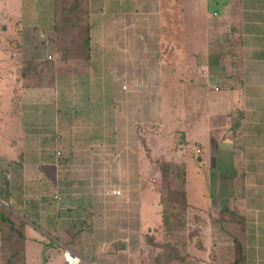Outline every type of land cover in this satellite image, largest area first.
I'll use <instances>...</instances> for the list:
<instances>
[{
    "label": "crops",
    "instance_id": "0c3cea01",
    "mask_svg": "<svg viewBox=\"0 0 264 264\" xmlns=\"http://www.w3.org/2000/svg\"><path fill=\"white\" fill-rule=\"evenodd\" d=\"M119 1L120 7L125 9L118 12V19L115 22L118 26L127 29L132 28V23L137 26L138 22L146 20L147 14L153 19L149 41L152 45L147 46L148 51L145 49L144 55L142 54L148 60V64L145 65L146 70L142 73L145 82L136 83L132 90L124 95L112 89L114 85L110 83L108 86L102 82L90 83V85L76 84L87 80L88 71L79 67L85 65V61L90 63L92 60L93 0H90L91 57L89 60L62 58V53L53 43L56 39L53 14L52 22L50 20L51 23L48 21L49 23L45 25V28L49 29L48 39L45 41L48 47L46 53L37 55L32 52L26 56L23 50L25 46L20 42L19 33L20 38L17 42L19 65L15 68V73L7 66L9 62L4 61L6 60L4 56H0V264H8L4 261L1 247L3 207L13 210L27 222L23 264H33L35 261L30 260L28 255L31 248L35 249L39 257L44 253L45 264H60L63 257L66 258V249H71L80 256V264H143L140 249L142 245L138 243V235L145 230L144 223L141 222L143 197L137 200L124 193L123 187L135 185L128 183L127 179H120L121 176L114 171H119L126 162L130 166V171L137 170V177L140 178L141 164L137 165L138 159L134 166L131 155L135 151L138 156L140 147L135 123L138 121L144 125L149 123L148 118L153 115L149 112L150 101L158 98L161 69L167 63V52V56L175 55L173 54L175 47L169 37V30L172 27L167 25L168 20L163 27L160 17L163 3L173 5V0ZM181 1L185 6L189 3L188 0ZM231 1L232 14L229 13V21L226 25L234 23L232 30L237 28L236 30L242 33V41L237 42L230 38L231 32L225 36L227 31L225 28L214 35L213 41L206 39L211 42L210 51L201 57L196 54L197 64L195 60L193 61L196 70L201 71L203 76L212 74L207 63L217 70L215 75L224 80L222 83L219 82L220 80L215 83H205L201 80L199 90L207 93L210 98L215 97L216 103L218 100L229 99L228 108L224 113L213 114L218 118L219 124L216 128L220 131L219 136H213L211 140L206 135L204 141L197 143V150H201L197 155V164L205 171H215L214 168L210 170L208 168L212 158L215 157L216 169L221 171L223 164V168L230 169L235 178L234 165L231 161L233 154L230 157V164L227 156H221L213 145V138L219 141L218 147L226 143L229 133L233 140L235 116L240 114L241 136L243 135L244 138L245 132L248 135L249 128L255 127L254 144L264 139V0ZM194 2L199 3L197 0ZM202 2L200 1L198 6L199 11L202 9ZM234 6L237 8H233ZM104 9L106 8L102 6L100 10L103 12ZM16 22L17 25L20 24L19 21ZM162 36L166 38L165 42ZM126 38L131 44L130 38ZM165 45H167L166 49ZM123 49L120 48L119 52L116 51L113 55L115 62L110 66L114 76L131 75L129 67L138 66V59H143L141 53L134 47L130 49L123 47ZM179 50L180 59L184 58L185 50L182 47ZM101 58L103 59V56ZM24 59L52 60L50 63L52 68L49 72L53 73L52 79L49 76L48 81L44 83L25 79L21 75ZM189 60L184 58L180 64L183 66ZM77 61L82 62L77 64ZM63 64L64 70L61 69ZM157 66L160 70L156 71V75L153 69L156 70ZM11 75L14 79L10 78ZM154 75L158 78L156 79ZM61 77H70L73 80L61 81ZM190 79L195 81L198 78L191 73ZM68 82L72 86L68 84L66 89ZM6 86L11 92L8 106L4 99ZM241 87L244 88V95L239 93ZM195 88L199 91L197 85ZM63 90L66 94L68 91L67 96L62 94ZM108 90L114 94V98H110L113 101H109V104L110 96L106 93ZM256 91L260 95L255 93ZM225 92L226 94L223 95ZM142 102H145L144 110H142ZM237 102H240L239 106ZM258 107L263 109V112L260 115L254 113L256 114L254 116L253 112ZM136 111L143 112L140 113L142 117H139ZM150 113L151 117H148ZM122 121H124L123 131ZM107 122L112 124L110 131L108 130L110 126H106ZM8 133L9 135L6 136ZM123 137L128 139L124 145L121 142ZM245 138L244 159L251 169L247 159L250 143L246 135ZM59 139L64 140L62 149L57 144ZM231 144L233 148L235 142ZM128 153L130 157H127ZM183 160L184 162H181L187 166L189 158ZM252 169L255 170V167ZM253 170L248 171L246 165L245 191L257 190L251 188L255 186L252 180L257 178ZM188 182L189 178L187 184ZM109 185L112 186L110 194H106L104 188ZM114 188H119L121 192L113 193ZM208 200V204L211 203L212 196ZM202 215V217L206 216ZM160 224L161 220L156 227H160ZM52 235L68 237L79 235V239L75 243L76 247L72 248ZM64 263L68 264L67 260L66 262L64 260ZM34 264H42V261L37 259Z\"/></svg>",
    "mask_w": 264,
    "mask_h": 264
},
{
    "label": "rangeland",
    "instance_id": "374dc122",
    "mask_svg": "<svg viewBox=\"0 0 264 264\" xmlns=\"http://www.w3.org/2000/svg\"><path fill=\"white\" fill-rule=\"evenodd\" d=\"M188 1L189 3L186 6L181 0H178V2L173 0V5L163 3L161 7L160 17L163 27H165L167 20V25L172 27L169 30V37L172 39L171 44L175 47L173 51L175 55L170 57L169 54L167 56V52V63L161 69V86L158 98L150 101L149 112H152L153 115L151 117V113L148 114V117H151L148 118L150 119L149 123L147 125L139 121L135 123L139 134L140 140L138 142L140 147L138 156L135 151L131 155L134 160V163H132L134 166L138 159L137 165L140 166L141 164L140 178L137 177V170L130 171V166L126 162L123 163L119 171L114 172L121 176L120 179H127L128 183L131 182L135 185L123 187L124 193L137 200L143 197L141 222L144 223L145 230L138 235V243L142 245L140 249L143 264H155V258L161 249L155 245L153 238H156L157 240L155 239V241L159 242H170L171 247H177L179 255L181 254L184 257V259L176 258L170 264H229L234 253L233 236L227 228L223 227L224 224L217 219L223 205L238 208L247 216L248 264H264V139L254 144L255 127L249 128L247 131L248 135L245 132L248 143H250L247 153V159L250 162L249 167L251 168L249 169L244 159V155H246L245 135L244 138L240 134L237 136L238 144H243V147L238 148V150V146L234 144V147L231 148V143L234 141L233 133V140L231 139V133H229L226 143L220 147L217 146L219 141L213 138V145L216 146L220 155L223 157L227 156L230 164L232 161L234 170L237 169L244 172V177L246 165L248 171L253 170L252 168L255 167L253 171L257 178L253 180L250 178V180L255 183V186L251 188H257V190L251 189L250 192L241 190L240 185L242 182H240L239 177L234 178L232 176L230 169L225 170L223 164L221 165V171L216 169L217 159L215 157L212 158L209 163L210 166H208L209 170L214 168L215 171H205L197 164V155L201 151L197 150V143L204 141L203 138L206 135L211 140L213 136H219L220 131L216 128L219 124V122L217 123L218 118L213 116V114L224 113L228 108L229 99L218 100L216 103L214 102L215 97L210 98L207 93L199 90L198 87L201 80L205 83H215L219 80L222 83L224 80L217 77L215 75L217 70L207 63V67L212 72L211 75L203 76L201 71H197L195 68V63L197 64L196 54L201 57L207 51H210L211 42L209 40L213 41L214 35H217L218 31H223L226 28L225 36L231 32L230 38L237 42L242 41V33L236 30L237 28L232 30L234 23L226 25V22L229 21V13L232 14L230 10L232 8L231 0H200L203 1L201 3V11H199L200 8L198 7L200 6L199 0H197L198 4L194 0L193 2H191L192 0ZM52 5L53 0H0V56H4L6 59L4 61L9 62L7 66L14 73L15 68L19 65L17 57L19 33L21 36L20 42L25 46L23 50L26 56L32 52L37 55L39 53V55H43L42 53H46L48 50L45 41L48 39L49 29L45 28V25L50 20L52 22ZM235 5H238V3H235ZM102 6L106 8L103 12L100 10ZM233 8L237 7L234 6ZM92 9V22L94 25L92 29V60L90 63L85 61V65L82 64L79 67V69L88 71L89 74L87 75V80L76 82V84L90 85V83L102 82L108 86L110 83L114 85L112 89L124 95V93L131 91L136 83L142 84L145 82L144 74L142 73L146 70L145 65L148 64V60L143 55L147 46L152 45L149 41L153 19L147 14L146 20L143 19L141 23L138 22L137 26L132 23V28L127 29L115 24L118 19V12L125 9L120 7L119 0H93ZM233 10L235 11L236 9ZM16 21H19L20 24L17 25ZM4 24L7 26L5 27ZM220 27L221 30H219ZM126 37L130 38L131 44L127 42ZM207 38L209 40H206ZM162 40L165 42L166 38L162 36ZM119 47L121 50L123 47L126 49L134 47L141 55L143 54V59H138V66L129 67L131 75L119 74L118 76L116 74L114 76L113 74L110 65L115 62L113 55L116 51L117 53L119 52ZM166 47L167 45L164 46L165 49ZM180 47L185 50V60L190 59L183 66L180 64L184 60V58L180 59ZM102 56L103 59L101 58ZM193 60H195V63ZM51 61L43 60L46 64V66L42 67L43 69L46 68L44 71L42 70L43 75L46 77L45 79H48L51 74L49 73ZM81 62L77 61V64ZM61 69H65L64 64ZM116 69L118 70V66H116ZM159 70L157 66V69H153V72L156 73ZM191 73L198 79L191 81ZM132 76L134 77L132 78ZM13 77L11 75L10 78L14 79ZM155 78L157 79L158 77L155 76ZM65 79L73 80L70 77H61V81ZM68 84L70 87L72 86L68 82L66 89ZM196 85L199 91H196ZM224 89L226 91V88ZM5 93V104L7 103L8 106V101H10L9 94L11 93L9 88L5 90ZM106 93L110 96L108 99L109 104V101H113L110 98H114V94L109 90ZM239 93L244 95V88L241 87ZM255 93L259 92L256 91ZM62 94L67 96L68 91L66 94V91L63 90ZM225 94L226 92L223 93V95ZM143 104L145 102H142V110L145 109ZM237 104L239 106L240 102H237ZM261 112H263V109L258 107L254 110L253 115H256L254 113L260 115ZM136 113L139 117H142L140 113L143 112L136 111ZM111 125L109 122L106 123V126H110L108 127L109 131L112 129ZM123 126L124 121L121 123L122 131ZM8 135L9 133L6 134V136ZM52 138L54 143V135ZM10 140L12 143V139ZM62 141L64 140L59 139L57 142L58 147L61 149L64 147ZM121 142L124 145V143L128 142V139L123 137ZM127 157H130L129 153ZM187 157L189 162L186 169L189 182L186 188L191 202V207L188 209V223L191 229L190 232L175 231L172 234H166L165 230L161 231L156 227L161 220L157 201L160 198L163 182L159 164L155 159H173L175 162L181 163ZM111 187L109 185L104 188L106 194H110ZM121 187L120 185L119 188L121 189ZM210 196H212V201L208 204ZM201 210L205 212H201L206 215L205 217H202ZM196 227L202 228L201 232L193 233L191 231ZM41 236L46 237L47 235L41 234ZM55 236L57 235H52V237ZM65 237L69 241L70 237L73 236ZM28 255L30 260L36 261L38 259L42 261V264H45L44 253L39 257L35 249L31 248ZM64 260L65 262L67 260L65 256L62 262L60 261V264H65ZM80 263V261L77 262V264Z\"/></svg>",
    "mask_w": 264,
    "mask_h": 264
},
{
    "label": "trees",
    "instance_id": "16d2710c",
    "mask_svg": "<svg viewBox=\"0 0 264 264\" xmlns=\"http://www.w3.org/2000/svg\"><path fill=\"white\" fill-rule=\"evenodd\" d=\"M52 14L56 36L53 43L55 48L62 53V58L64 60L72 58L89 60L91 57L90 0H53ZM44 66L46 64L42 60L24 59L21 66V75L29 81L47 82L48 80L43 75V71L46 69L42 68ZM50 77H53V73ZM241 119L240 114L236 115L233 125L234 142L238 146L237 150L243 147V144L237 142L238 134L241 135L239 131ZM155 161L159 164L163 182L158 209L161 214V224L158 228L161 231L165 230L166 234H172L175 231L190 232L188 209L191 203L186 188L188 181L186 164L165 158H158ZM234 174L242 182L240 185L241 190H245L244 172L235 169ZM217 219L224 224L223 227L227 228L233 236L234 253L229 264H248L247 216L238 208L223 205ZM26 223L13 210L3 207L1 247L4 261L8 264H23L25 262ZM201 230L202 228L196 227L191 231L194 233L201 232ZM79 235H73L69 241L65 235H58L59 237H57L58 240L69 247L75 248ZM155 239L153 238L155 245L161 248L155 258V264H170L176 258L184 259L181 254L179 255L177 247H171L170 242H159Z\"/></svg>",
    "mask_w": 264,
    "mask_h": 264
},
{
    "label": "built area",
    "instance_id": "2783aa9c",
    "mask_svg": "<svg viewBox=\"0 0 264 264\" xmlns=\"http://www.w3.org/2000/svg\"><path fill=\"white\" fill-rule=\"evenodd\" d=\"M49 57H52V56L49 55ZM216 88H218V87H216ZM120 192H121V190L119 188L113 189V193H115V194H118ZM65 255H66V259H67L68 264H77V262L81 259L80 256L78 254H75L71 249H66Z\"/></svg>",
    "mask_w": 264,
    "mask_h": 264
}]
</instances>
